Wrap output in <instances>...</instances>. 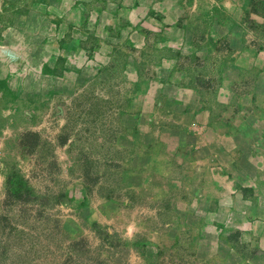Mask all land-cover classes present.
I'll use <instances>...</instances> for the list:
<instances>
[{
	"label": "crops",
	"instance_id": "1",
	"mask_svg": "<svg viewBox=\"0 0 264 264\" xmlns=\"http://www.w3.org/2000/svg\"><path fill=\"white\" fill-rule=\"evenodd\" d=\"M9 9L30 32L16 47L32 49L28 63L43 73L32 82L41 76L75 92L106 71L129 85L113 112L129 186L168 198L161 207L171 220H199L200 237L220 255L238 257L245 246L237 242L247 241L264 258V0H17L0 8ZM190 18L203 23L200 36ZM52 55L54 77L45 74Z\"/></svg>",
	"mask_w": 264,
	"mask_h": 264
},
{
	"label": "rangeland",
	"instance_id": "2",
	"mask_svg": "<svg viewBox=\"0 0 264 264\" xmlns=\"http://www.w3.org/2000/svg\"><path fill=\"white\" fill-rule=\"evenodd\" d=\"M19 18L0 10V264H264L247 241L238 257L220 255L199 220H171L168 198L129 186L113 144L129 85L106 71L75 92L32 82L43 73L28 63L32 49L16 47L30 35ZM188 21L200 36L203 23ZM52 58L45 74L54 77Z\"/></svg>",
	"mask_w": 264,
	"mask_h": 264
}]
</instances>
